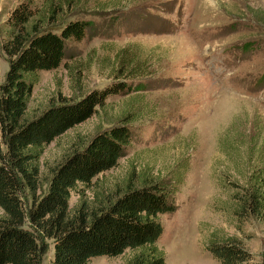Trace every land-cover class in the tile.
I'll return each instance as SVG.
<instances>
[{"label": "rangeland", "instance_id": "rangeland-1", "mask_svg": "<svg viewBox=\"0 0 264 264\" xmlns=\"http://www.w3.org/2000/svg\"><path fill=\"white\" fill-rule=\"evenodd\" d=\"M17 1L0 0V81L8 68L1 24ZM65 16L93 24L84 38L69 43L59 66L39 72L24 117L116 74H130L146 88L109 96L93 115L47 143L38 159L36 194L66 154L130 112L135 134L124 155L88 186L71 190L69 214L82 204L86 212L106 205L128 184L178 172L176 208L158 214L162 231L156 244L165 264H221L206 248L214 232L236 236L262 261L264 219L233 213L230 181L245 183L246 165L227 171L219 145H228L233 119L247 131L252 123L264 127V0H72ZM20 196L28 206L26 187ZM40 241L41 263L53 264V238ZM131 253L95 255L89 264H124Z\"/></svg>", "mask_w": 264, "mask_h": 264}, {"label": "trees", "instance_id": "trees-1", "mask_svg": "<svg viewBox=\"0 0 264 264\" xmlns=\"http://www.w3.org/2000/svg\"><path fill=\"white\" fill-rule=\"evenodd\" d=\"M71 4L72 0H42L40 4L18 0L1 24V48L8 68L0 81V264H42V237L53 238V264H89L92 256H114L127 249L132 253L124 264H165L156 244L162 231L158 214L176 208L175 192L182 180L178 172L172 178L128 184L106 205L86 212L82 204L74 215L69 214L71 190L77 184L88 186L124 155L135 134L128 123L130 112L66 154L52 167L46 189L36 194L38 159L47 143L93 115L109 96L146 88L130 74H116L77 97L61 96L24 117L39 72L59 66L69 43L84 38L93 24L88 18L66 17L65 8ZM262 128L252 123L247 131L246 125L233 119L226 129L228 145H219L227 171L246 165L245 183L230 181L238 219L250 215L264 219ZM232 149L237 158L231 155ZM24 187L31 194L28 206L20 196ZM206 248L221 264H264V258L257 261L230 234L214 232Z\"/></svg>", "mask_w": 264, "mask_h": 264}]
</instances>
